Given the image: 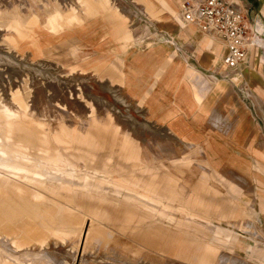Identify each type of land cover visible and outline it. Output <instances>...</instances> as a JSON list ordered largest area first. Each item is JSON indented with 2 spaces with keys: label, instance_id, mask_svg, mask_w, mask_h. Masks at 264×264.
<instances>
[{
  "label": "rangeland",
  "instance_id": "obj_1",
  "mask_svg": "<svg viewBox=\"0 0 264 264\" xmlns=\"http://www.w3.org/2000/svg\"><path fill=\"white\" fill-rule=\"evenodd\" d=\"M159 1L158 6L148 2V6H154L148 15L144 12L146 7H140L141 15L126 0H0V49L12 56L11 70L15 59L22 60L26 52L27 62L43 61L52 77L60 76H56L58 80L55 77L56 80L43 81L40 76L33 79L31 114V108L20 105L16 108H21L22 113L14 119L0 114V190L18 185L14 201L23 199L26 205L28 199L38 209L36 216L26 214L0 225L6 227L0 236L6 261L264 264V115L254 98L238 84L232 95L210 94L202 107L192 105L188 106L192 110L186 111L177 108L176 103L182 107L184 102H194L176 73L183 74L182 70H189L190 64L208 71L195 57L199 44L195 49L178 42L170 48L143 47L139 33L146 23L161 43L172 41L161 28L164 23L175 19L187 24L178 12L180 0L173 2L177 9L169 0ZM256 6L252 7L254 13L246 14L250 28L260 16ZM73 7L77 19L55 34L49 26L50 18L71 17ZM28 31L35 32L44 49L40 58L33 56L31 48L23 47ZM197 35L209 37L203 32ZM252 35L251 29L249 36ZM193 39L188 37L189 41ZM221 53L217 60L222 58ZM206 59L211 60L208 54ZM67 69L68 75L73 76L62 73ZM1 70L2 67L0 96L8 99L14 92L13 96L24 97L29 87L28 75L25 74L24 85L15 75L10 82L9 73ZM190 74L194 84L197 81ZM231 107L234 113L229 112ZM209 111L212 118L206 115ZM181 112L190 114L182 118ZM107 120L112 127H121L123 137L104 130ZM175 120L190 141L175 129H168ZM70 121L84 128L74 140L67 138ZM42 123L48 128L63 129L60 158L65 166L53 168L47 159L20 153L15 147L28 145V149L41 150L42 146V151L50 153L53 147L48 137L42 139ZM169 145L175 148L172 155L166 153ZM210 154L215 159L214 172L208 164ZM20 159L23 164L28 159L33 164L19 170ZM256 159L262 161L261 170L252 165ZM154 169L161 184L170 185L172 197L167 205L142 197L130 185L133 177L140 178ZM209 180L219 189L217 195H205L214 204L192 203L194 192L187 189L199 191ZM183 185L187 189H182ZM116 190L121 193L117 195ZM94 192L99 196V205L90 216L88 200ZM232 192L236 194L233 196ZM80 195L82 210L88 212L85 228L92 221L97 227L85 254L82 255V244L74 257ZM70 230L74 232L68 234Z\"/></svg>",
  "mask_w": 264,
  "mask_h": 264
},
{
  "label": "bare ground",
  "instance_id": "obj_2",
  "mask_svg": "<svg viewBox=\"0 0 264 264\" xmlns=\"http://www.w3.org/2000/svg\"><path fill=\"white\" fill-rule=\"evenodd\" d=\"M145 1H146L147 6L144 9V12L146 11V13L148 15L152 11V9H154V6L151 8L150 6H148V0H145ZM169 2L173 3V2H175V0H169ZM173 5H174V3H173ZM71 6H73V5H71ZM174 8H176L175 5H174ZM54 10H56V8ZM75 10H76V7L71 8V11L74 12L71 17H66L64 15H62V16L60 15L59 17L50 18V25H49V23H48V25L50 26L51 30L55 34H60L65 29V27H67L69 24H72V22H74L77 19ZM180 15H181V18L183 19V21L185 23L193 24V26L192 25L190 26V30H193L194 32L198 30L197 26L194 23L185 21L184 17L181 14V10H180ZM178 25H179V20L177 21V20L173 19V21L166 22L163 24V26H161V28L163 30H165L166 32H168V34H170V36L172 38L171 42L161 43V38L160 37L155 38L153 36V28L151 27V25L149 23H146L143 27V32L139 33L140 38L143 41V47L146 46V47L150 48V47H154L156 45H163V46L167 45V47L170 48V46L175 45L176 42L182 44L184 47H187L185 41L188 40L189 36L185 35L184 33H180L181 31H178L179 30ZM177 31H178V33H177ZM203 33H205L209 37L202 38L201 36L197 35V32L194 35L195 39H199L198 42L200 43V47H201L199 51H194V53H195V56L198 57L199 61L204 66L211 69V72L205 73L196 64H190V66H189V71H190V73L192 72L193 78L197 82L194 81V84L193 83L191 85L188 84V90L191 93L192 100L194 102L193 104L196 105L197 107H202L205 104V101L207 100V98L210 94L218 96L219 91H221L222 93L232 94V87L229 84L230 83L229 80L220 79L216 75V71H221L225 75H230V76L234 77V80L237 82L241 81V78L238 79V78H236V76L244 75L245 73H247V68H245L243 70L241 69L242 67L234 68V69L224 68L223 66H227V65L223 62V58H222L221 62H220L221 57L217 60V57L220 54L217 43H219L222 47H224V44L216 35L208 33V32H203ZM24 36H25L24 38H25L26 46H23V47L24 48H31V50H33L32 54L35 58H40L41 56H43L44 49L41 46V44L39 43L35 32L28 31L26 34H24ZM138 37H139V35H138ZM137 40H138V38H137ZM195 42L196 41H194L193 43H195ZM261 42H262V36L258 34L256 29H254L253 35L251 36L250 39L248 38V47L249 48H250V46L254 47V46H256L255 45L256 43L261 44ZM202 52H207V54L210 56L211 60L205 59L202 56ZM66 54H69V51L66 52ZM26 55H28V54H26V52H25V55L22 56L25 58H22V60H20V61H17V59H15L14 70H11V68H10L11 66H9V63H11V61L13 60L12 56L10 55V53L4 54L3 50L0 49V68L2 67L3 73H9V76H10L9 81L12 82L11 77H14V75H15L16 78L19 79L18 80L19 83L25 85L26 80H27L26 75H28V79H29L28 80L29 81V87L25 89L26 94L24 95V97L17 98L16 96H13L14 92L10 93V98H8V99H6V97H4V96H0V114L4 115L8 119H14V118L18 117L19 114L22 113L21 108L27 109V110H29V108H31V111L29 114L32 113V107L31 106L33 104L31 102L33 101V99H32L33 94H34V84H33L34 80L33 79H35V77H39V76L43 77V81H44V80H47L49 78L56 80V78H57L56 76H58V75H55L54 77H52L50 75V70L48 69L49 68L48 64H46L45 62H44L45 63L44 64L43 61L30 59V61L27 62L25 60V59H27ZM33 61H36V62L38 61V62H37V64H35V63H33ZM68 71L69 70L67 69V70L63 71L62 73H65L66 76H73L72 73H71V75H68ZM58 78H60V76H58ZM58 78H57V80H58ZM40 82L41 81H39V83ZM86 82H87V80H86ZM86 82H84V83H86ZM244 82L248 83L246 80ZM57 84H59V82ZM26 86H28V85H26ZM16 93H19V91H17ZM245 94L251 95L249 88H245ZM124 102H125V100H124ZM193 104H189V105H193ZM16 105L21 106L20 110H18L16 108ZM216 113L219 114L220 112L218 113V111H217ZM206 115H208L212 118L213 113L211 111H209V112H206ZM219 115L222 116L221 113ZM9 122H11V121H9ZM42 124H43V127L41 128L42 133H43L42 139L45 141V139H46L45 137H48L49 141H50V143H49V141H48V143L50 145H52V147H53V149L50 151V153H46L45 151H42V146L40 147L41 150H39V149L35 150L34 148L28 149L29 148L28 145H23L21 147H17L15 145V147L20 151V153H25L26 155H36L38 157L40 156L44 160L47 159L46 160L48 162L47 164H49L53 168L65 166L66 165L65 161L60 158L61 155L63 156L61 149H60V142H61L60 136H61V131L63 129L57 130L55 128H48V125L46 126V123H42ZM67 124L70 125L67 128L68 140H74L79 135V133H82L84 130V128L80 127L77 122H73V121L71 122L70 121V123L68 122ZM103 125H104V130L107 133L115 132V133H117L123 137L124 132L120 126L112 127L111 126L112 124L108 123V120ZM169 125L171 126V124H169ZM29 150H31V151H29ZM43 153H46V154H43ZM2 155L6 156V153L2 152ZM22 161L23 160H21L19 162V164H20L18 167L19 170H24L26 168L28 169L33 164V162L30 161V159L26 160L27 162L24 164ZM102 172L106 174L107 170H104ZM16 182L17 181H15V183ZM72 186H70V188H69L71 191L73 190ZM17 187H20V186L16 185L15 187L11 188L10 190H5V189L0 190V225L5 220H7L9 223L12 221H16L18 219V216L22 218V216H24L26 214L29 217H33L35 215L34 212L38 210V209L33 208L34 205L28 199H27L28 203L26 202L27 197H24L26 205L23 203V199L20 200L19 202L14 201V197L16 196L15 190ZM21 198H23V197H21ZM82 211L84 213H81L79 211L77 212L79 215V218H80V226H79V229L77 232L78 236H76L77 241H76V244L74 246V250H75L74 251L75 252L74 257H76L75 256L76 254H78L79 248L82 244H83L82 245L83 246L82 255L85 254V252L87 251L88 243L91 240V237L93 235L95 228L97 227V223L95 221H92L90 226L85 228V224L87 221L86 217L88 215V212L86 210H82ZM40 212L43 213L44 208H41ZM4 228H6V227H4V226L0 227V236L2 234L1 231ZM73 232H74L73 230H70V231H68V234L73 233ZM16 247H17V245H16ZM80 251H81V249H80ZM3 256L4 255H2L1 247H0V264H12L13 263L11 261H6L5 259H3ZM81 259H82V257H81Z\"/></svg>",
  "mask_w": 264,
  "mask_h": 264
},
{
  "label": "crops",
  "instance_id": "obj_3",
  "mask_svg": "<svg viewBox=\"0 0 264 264\" xmlns=\"http://www.w3.org/2000/svg\"><path fill=\"white\" fill-rule=\"evenodd\" d=\"M126 1L128 3L134 5L135 8L137 9L136 11H139V12H140V10H139L140 7L144 8L147 6L145 0H126ZM181 1L182 0H180V3H181ZM197 1H199V0H197ZM148 2L153 3L154 6H156V5L158 6L160 3L159 0H148ZM233 2L235 4V6L244 13L245 16L250 11H253V13H254V10L252 7H254V5L258 4V6H256L258 8H256V9H258L257 11H259L258 15H260L259 16L260 18L258 17V19H256L257 20L256 24L253 25L252 28H250V27L249 28H250V30L251 29L257 30L258 34L262 36V42H261V44L256 43L255 44L256 46H254V48H251V47L249 48V52H248L247 58L245 59L244 64H247V62H249V61L251 62V64L249 62V65H242L243 69L247 68V73H245L244 75L236 76V78H238V79L241 78V81L237 82L234 80V77H232L230 75H225L221 71H216V75L222 80L223 79L229 80V82H230L229 84L232 87V94L234 93V85H236V84L240 85V87L243 88L244 93H245V88H249L251 96L254 98L257 107L262 111V113L264 115V23L262 22L263 17H264V0H233ZM180 3H179V10H178L179 15H180ZM140 13L142 15V12H140ZM145 18H148V17H145ZM180 18H181V15H180ZM246 22H247V25L249 26L247 18H246ZM188 24H190V23H188ZM191 25L193 26V24H191ZM178 27L181 28L180 33H184L185 35L192 36L193 38H194V35L196 34V32H203L200 29H198L197 31L194 32L193 30H190V27H188L187 25L181 24L180 22H179ZM186 31H187V33H186ZM250 37L251 36H249V39H250ZM198 40L199 39L194 38L193 42L196 41L195 43L187 40V41H185L186 46H191L193 48L196 44H199V50H200L201 47H200V43L197 42ZM217 45H218V49H219L220 53H221V51L223 53V54L221 53V56L223 58L224 53H225V46L222 47L219 43H217ZM193 49H195V48H193ZM199 50H197V51H199ZM206 53L207 52H202V56L205 59L207 58ZM195 57L199 61L198 57L197 56H195ZM222 58H221V61H222ZM255 59L257 61L256 64L254 62ZM206 69L208 72H205V73L211 72V69H209L208 67H206ZM182 72H183V74H180V72L179 73L177 72L176 76H177V78L182 80L181 82L186 84V87L188 90V84H190V85L192 84L191 74H190L189 70H187V71L182 70ZM245 80L248 83H245L244 82ZM220 94H222L224 96L228 95V93H222L221 91H219L218 95H220ZM212 103H210V104H212ZM186 104L187 103L184 102V105L182 107H179L176 103V106L179 110H182V111H186V109L188 110V109L192 108V107H188V106H192V105H186ZM210 104H208L207 108H209ZM229 112L234 113V107H231L229 109ZM243 112H245V110H243ZM186 114H190V113L184 112V114L182 113L181 117L182 118L185 117ZM191 114L193 115L192 112H191ZM195 114L197 115L198 112L196 111ZM176 120L173 121L174 122L173 124L169 123V124H171V126L168 124L169 125L168 129L169 130L175 129V131L178 135H180L186 141H190V138L178 129V127L180 125H178L179 122H176ZM169 147L170 148H167L166 153H169L170 155H172L173 153H175V148H172V147H174L172 145H169ZM261 163H262L261 160L256 159V162H254L252 165L255 169L261 170V167H262ZM208 164H211V167H209V168L212 170V172H214V169L212 166L215 165V159H214V157H212V154H210V156H209ZM208 175L211 178V175L209 173H208ZM213 177H214V175H213ZM131 184H132V188L137 189L138 193L142 197L147 198V199H149L152 202H155L157 204L167 205L168 202H170V199L172 197V191H171L170 185L161 184L160 179H158V176L156 174L155 169L150 174L141 176L140 178L133 177L132 180L130 181V185ZM120 185H121V188H126L124 184H120ZM114 186L117 187V185H114ZM182 189H187V185L186 186L183 185ZM187 191H190V193L194 192L192 195L196 199L193 198L192 203L202 204V205L214 204V202L207 200V198L205 197L206 194L214 196V195H217L219 193L218 186L215 187L214 185H210V180H209L207 185H202L201 187H199V191H196V190L192 191L189 189H187ZM116 193H117V195H119L121 193V191L116 190ZM232 194L234 196L236 193L232 192ZM92 195H93V193L89 196V200H88V202H89L88 203L89 204L88 209L90 210V212H89L90 216L96 213V210L98 209V205H99L98 194L94 192V197ZM82 199H83V197L81 195L79 197H77V201L79 204V212L84 213L82 211ZM105 199H107L106 196H105ZM107 216H108V211H107ZM144 219L146 220L147 217L145 216Z\"/></svg>",
  "mask_w": 264,
  "mask_h": 264
},
{
  "label": "built area",
  "instance_id": "obj_4",
  "mask_svg": "<svg viewBox=\"0 0 264 264\" xmlns=\"http://www.w3.org/2000/svg\"><path fill=\"white\" fill-rule=\"evenodd\" d=\"M181 14L198 29L216 35L225 46L223 62L239 68L247 58L250 28L233 0H182Z\"/></svg>",
  "mask_w": 264,
  "mask_h": 264
}]
</instances>
